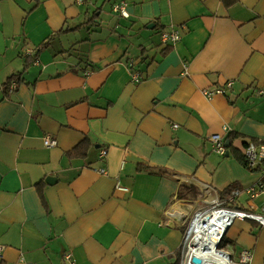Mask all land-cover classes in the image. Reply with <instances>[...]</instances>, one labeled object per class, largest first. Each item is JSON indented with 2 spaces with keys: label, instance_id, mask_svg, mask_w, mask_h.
Returning a JSON list of instances; mask_svg holds the SVG:
<instances>
[{
  "label": "crops",
  "instance_id": "obj_1",
  "mask_svg": "<svg viewBox=\"0 0 264 264\" xmlns=\"http://www.w3.org/2000/svg\"><path fill=\"white\" fill-rule=\"evenodd\" d=\"M104 2L0 0V264H174L196 212L264 202L243 153L264 140V0ZM223 249L264 264V228L236 220Z\"/></svg>",
  "mask_w": 264,
  "mask_h": 264
},
{
  "label": "built area",
  "instance_id": "obj_2",
  "mask_svg": "<svg viewBox=\"0 0 264 264\" xmlns=\"http://www.w3.org/2000/svg\"><path fill=\"white\" fill-rule=\"evenodd\" d=\"M113 13L119 15L122 18L128 19L130 17V13L128 11V3L121 1L113 5L112 8ZM185 26H183V29ZM161 40L163 44H176L181 40L180 30L175 27L170 28L169 30L161 32ZM134 64L130 63L129 68H133ZM188 73V66H185L184 74ZM133 79L136 82H140V78L138 73L133 72ZM16 83L12 85L15 87ZM11 85V86H12ZM233 85L232 81H229L226 85L227 88H231ZM12 86V87H13ZM1 88V84H0ZM263 93V92H262ZM203 94L209 99H213L217 95H225V88H216L214 90H204ZM174 128H178V125L175 124ZM229 128L227 126H223V132H229ZM209 141L213 144V152L219 155H225L227 152V147L225 146V137L223 134H213L209 137ZM57 142L54 138L47 136L45 137V145L47 147L56 146ZM244 159L246 165L250 169L260 168L262 175L259 180L252 186L248 187L245 192L248 195L249 199L253 201L254 199L264 196V140H251L243 148ZM107 156V151L103 150L101 152V158H105ZM120 190L128 191L126 188H122L120 186L117 187ZM242 190L234 189L231 192L230 197L227 200L216 199L213 204L204 209L196 212L191 220L190 226L186 232L182 252H181V261L180 264H194L192 259L197 257L192 252L197 249L204 236L200 231L203 226L205 229L208 228L207 224H204V218L212 213H217L218 220L221 221L219 225H217V232L220 234L217 243V250H225L221 248V242L226 236L228 230L234 225L236 220H252L260 224L264 228V205L260 208H255L256 210L250 211L248 209H243L235 206H231L236 203V200L241 196ZM208 231H206L207 233ZM6 246L0 244V263L4 258V251ZM229 253L228 251H226ZM230 254V253H229ZM231 255V254H230ZM254 258V254L249 249H244L239 254V264H251ZM64 259L69 264H76V262L72 258L71 253H66L64 255ZM236 264V263H234Z\"/></svg>",
  "mask_w": 264,
  "mask_h": 264
},
{
  "label": "bare ground",
  "instance_id": "obj_3",
  "mask_svg": "<svg viewBox=\"0 0 264 264\" xmlns=\"http://www.w3.org/2000/svg\"><path fill=\"white\" fill-rule=\"evenodd\" d=\"M221 223L218 220L217 213H212L204 218V224L208 225V228L205 229V226L200 230L204 239H202L200 246L195 249L192 253L197 255L201 260V264H234L232 256L227 253L225 250H217V240L220 234L217 232V225ZM206 231H208L206 233Z\"/></svg>",
  "mask_w": 264,
  "mask_h": 264
},
{
  "label": "trees",
  "instance_id": "obj_4",
  "mask_svg": "<svg viewBox=\"0 0 264 264\" xmlns=\"http://www.w3.org/2000/svg\"><path fill=\"white\" fill-rule=\"evenodd\" d=\"M139 78H140V77H139ZM13 80H17V83L20 82V80L17 79V76H14V77H13L11 80H9L7 83L3 84V87H5L4 91L6 92L5 95L8 94V92L10 91V87H11L12 83L14 82ZM133 80H134V79H133ZM134 81H135V80H134ZM135 82H136V81H135ZM137 83H139V82H137ZM84 151H85V147L81 145V146L75 148L72 154H76L77 152H78V153L82 152L83 155H84V153H85ZM224 243H225V237H224V239H223L222 242H221V248L224 247ZM180 261H181V254H180V256L177 258V260H176V262H175L174 264H180Z\"/></svg>",
  "mask_w": 264,
  "mask_h": 264
},
{
  "label": "water",
  "instance_id": "obj_5",
  "mask_svg": "<svg viewBox=\"0 0 264 264\" xmlns=\"http://www.w3.org/2000/svg\"><path fill=\"white\" fill-rule=\"evenodd\" d=\"M149 28H151V26L149 27ZM230 141H226L225 142V146L228 148L229 146H230ZM229 153H228V151L226 152V155H228ZM53 181H55V178H51V177H49L48 179H47V182L48 183H50V184H52L53 183ZM192 261H193V263L194 264H201L202 262H201V260L198 258V257H194L193 259H192Z\"/></svg>",
  "mask_w": 264,
  "mask_h": 264
},
{
  "label": "rangeland",
  "instance_id": "obj_6",
  "mask_svg": "<svg viewBox=\"0 0 264 264\" xmlns=\"http://www.w3.org/2000/svg\"><path fill=\"white\" fill-rule=\"evenodd\" d=\"M103 5H105V9H108L109 7H110V4L109 3H105L104 2V0H100V3H99V6H103ZM104 39H105V36H104ZM223 156V155H222ZM258 198H263L264 199V196H260V197H258ZM257 199V198H256ZM255 200V199H254ZM264 205V202H263V204L260 206V207H262ZM259 207V208H260ZM190 226V225H189ZM188 230V229H187ZM187 232V231H186ZM186 235V234H185ZM253 262V261H252ZM252 264V263H251Z\"/></svg>",
  "mask_w": 264,
  "mask_h": 264
}]
</instances>
